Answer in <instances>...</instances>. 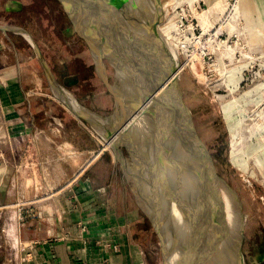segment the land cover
<instances>
[{
	"label": "rangeland",
	"instance_id": "rangeland-1",
	"mask_svg": "<svg viewBox=\"0 0 264 264\" xmlns=\"http://www.w3.org/2000/svg\"><path fill=\"white\" fill-rule=\"evenodd\" d=\"M64 4L82 18L78 30L95 43V57L103 58V73L119 97L116 112L101 123L102 158L88 173L98 185L111 182L121 213L135 208L144 264H233V237L240 264H264V0ZM19 20L45 30L46 19ZM4 132L0 118V143ZM137 140L154 143L149 147L156 151L145 146V153ZM4 165L0 157V173ZM196 184L209 189L201 188L202 206L195 203L206 211L202 226L185 200L195 198ZM209 200L212 209L204 204ZM8 230L14 234L13 226Z\"/></svg>",
	"mask_w": 264,
	"mask_h": 264
},
{
	"label": "crops",
	"instance_id": "crops-1",
	"mask_svg": "<svg viewBox=\"0 0 264 264\" xmlns=\"http://www.w3.org/2000/svg\"><path fill=\"white\" fill-rule=\"evenodd\" d=\"M39 17L43 32L19 20ZM102 59L60 0H0L2 264H144L135 208L121 213L111 182L88 173L102 158V120L119 105ZM56 85L91 115L69 108Z\"/></svg>",
	"mask_w": 264,
	"mask_h": 264
},
{
	"label": "bare ground",
	"instance_id": "bare-ground-1",
	"mask_svg": "<svg viewBox=\"0 0 264 264\" xmlns=\"http://www.w3.org/2000/svg\"><path fill=\"white\" fill-rule=\"evenodd\" d=\"M62 1H64L65 3H67V0H62ZM114 1V0H113ZM129 1V0H128ZM69 2V1H68ZM132 3V2H131ZM134 5V4H133ZM130 6V5H129ZM154 9V8H153ZM134 10V9H133ZM132 10V11H133ZM136 13V12H135ZM136 15V14H135ZM132 16V15H131ZM142 16V15H141ZM139 17V16H138ZM167 35V34H166ZM172 36V35H171ZM169 37V36H168ZM156 39V38H155ZM157 40H158V38H157ZM160 40V39H159ZM168 40H170V39H168ZM170 42V41H169ZM154 43V42H153ZM163 43V42H162ZM161 43V44H162ZM159 44H160V42H159ZM173 45V44H172ZM154 46V45H153ZM152 46V48H154ZM149 53V52H148ZM173 53V52H172ZM157 54V53H156ZM166 54V53H165ZM169 54V53H168ZM154 55V54H153ZM171 55V57H170V59L172 58V57H175V55H172V54H170ZM149 57V56H148ZM167 58V57H166ZM176 59V58H175ZM156 60V59H155ZM173 60V59H172ZM155 62V61H154ZM173 63V62H172ZM174 63H176V61H174ZM172 65V64H171ZM174 66V65H173ZM169 69H171V68H169ZM174 69V68H173ZM177 69V71H178V73H179V67H177L176 68ZM172 70V69H171ZM131 71V70H130ZM148 71V70H147ZM176 85V84H175ZM61 87V86H60ZM59 88V86L58 85H56L55 86V90H56V94H57V96L59 97V98H61L60 100L61 101H63L67 106H69V108H72V110L74 111V112H76V113H78V114H80V115H83V116H90L91 114L89 113V112H87L85 109H83L81 106H79L78 105V103L77 102H75V100L73 99V97L68 93V92H64L65 90L63 89V88H61L63 91L62 92H60L61 91V89L59 90L58 89ZM129 91V90H128ZM134 94V93H133ZM132 94V95H133ZM148 94V93H147ZM134 96V95H133ZM132 99H135V98H132ZM128 104V103H127ZM154 109V108H153ZM93 115V114H92ZM95 115V114H94ZM154 121V120H153ZM138 136V135H137ZM138 140H139V138H137ZM137 140V144L140 146L139 148H142L143 147V151H145V153H146V149H147V151H148V149H149V151L148 152H154V151H156L155 149H153V150H151L152 148H153V145H154V143H153V145H152V143H150V142H148L147 144H145L144 145V143H142V141L140 142V141H138ZM154 141V140H153ZM123 142V141H122ZM149 143L152 145V147H151V149H150V147H149ZM145 146L147 147L146 149H145ZM156 146H157V144H156ZM155 146V147H156ZM162 147V146H161ZM138 147L136 146V149H137ZM163 149H165V148H163ZM162 151V150H161ZM166 151V150H165ZM184 151V150H183ZM182 158H184V157H182ZM186 158H187V156H186ZM180 159V158H179ZM146 160H147V156H146ZM183 160V159H182ZM184 161V160H183ZM181 162V161H180ZM186 162V161H185ZM184 162V164H186ZM180 164V163H179ZM237 166H239L240 168H242L241 167V165L240 164H236ZM181 166V165H180ZM183 167H185L184 165H183ZM187 167H188V164H187ZM172 169V168H171ZM188 169V168H187ZM150 170H151V168H150ZM181 170V169H180ZM163 171H167V170H163ZM134 172H135V170H134ZM137 173V172H136ZM150 173V172H149ZM146 174V173H145ZM189 174V173H188ZM167 175V174H166ZM187 175V174H186ZM159 176H160V174H159ZM158 176V178H160L159 179V181L157 182V185H160V186H162V184H163V180L161 181V177H159ZM163 176V175H162ZM184 176H185V174H184ZM149 177V174L147 173V177L146 178H148ZM188 177V176H187ZM191 177V176H190ZM189 177V178H190ZM164 178V177H163ZM162 178V179H163ZM185 180H186V177H185ZM184 180V181H185ZM187 181V180H186ZM192 182H194V181H192ZM190 183H191V181H190ZM153 183L151 182V185H152ZM190 185V184H189ZM192 185V184H191ZM187 186V185H186ZM193 187V186H192ZM221 187H223V186H221ZM152 188H153V185H152ZM156 190H157V188H155ZM162 188L160 187V190H161ZM186 189V188H185ZM194 189V188H193ZM224 189V188H223ZM191 190V189H190ZM164 191H166V190H164ZM164 191H163V193H164ZM200 191H202V190H198V192H197V190H196V192H195V195L196 196H194L195 198H196V200H195V198L194 199H192L191 198V201H189L187 198L185 199L186 200V205H188L189 206V204H190V207H187V209L189 210V211H192L191 213H194V215H195V218H194V220H196L197 221V223L199 222V224L201 225V223L200 222H202L203 220L205 221V223L208 221V220H205L206 218H207V216H206V211L205 212H203L201 209H200V207H197V205H195V203H196V201H197V204L198 203H200L201 204V200L202 201H204L203 199H200L201 198V195L200 194H202V192H200ZM149 192V191H148ZM157 192V191H156ZM161 192V191H160ZM191 192H192V190H191ZM158 193V192H157ZM166 193V192H165ZM190 193V192H189ZM158 195V194H157ZM198 195H200V196H198ZM226 196V195H225ZM208 197V196H207ZM199 198V200H197ZM205 200H207V199H205ZM200 201V202H199ZM213 202V201H212ZM142 203V202H141ZM203 203V202H202ZM217 203V202H216ZM204 204H206L207 205V208L206 209H208V207L210 208V209H212L213 207L212 206H210V205H212L211 203H210V200H209V203H208V201H205V203ZM215 204V202L213 203V205ZM216 205H218V203L216 204ZM144 206V205H143ZM201 206H202V204H201ZM206 207V206H205ZM204 207V208H205ZM212 207V208H211ZM217 207H219V206H217ZM221 207V206H220ZM145 208V207H144ZM203 208V207H202ZM155 209V208H154ZM205 209V210H206ZM209 209V210H210ZM215 209V208H214ZM223 209V208H222ZM204 210V209H203ZM149 211V210H148ZM188 212V211H187ZM208 212H211V211H208ZM222 212H224L223 210H222ZM155 214V213H154ZM189 214V213H188ZM220 214H221V212H220ZM187 215V214H186ZM193 216V215H192ZM219 222V221H218ZM219 223H221V222H219ZM223 223V222H222ZM230 225H231V218L229 217V219H228V228H229V230L231 231V227H230ZM202 226V225H201ZM221 227V226H220ZM219 227V228H220ZM198 228H200V227H198ZM223 232V231H222ZM220 233V239H221V235L223 234V233ZM163 234H164V232H163ZM214 235V234H213ZM217 235V234H216ZM198 236H201V234H199ZM214 238H215V236H214ZM164 239V238H163ZM199 239H201V238H199ZM217 239H219V237L217 238ZM222 239H223V237H222ZM222 239H221V241H222ZM198 240V239H197ZM226 240V239H225ZM232 253L234 254V261H233V264H240V262H239V256H238V251H237V247H236V241H235V238L233 237L232 239ZM213 241V240H212ZM220 241V242H221ZM217 242V241H216ZM223 242V241H222ZM221 242V243H222ZM225 242V241H224ZM167 244V243H166ZM169 245V244H168ZM226 245V244H225ZM171 248V247H170ZM230 253V252H229ZM189 255V254H188ZM187 256V255H186ZM172 257V256H171ZM197 258V257H196ZM174 260V259H173ZM170 261V260H169ZM196 262V261H195ZM173 264V263H172Z\"/></svg>",
	"mask_w": 264,
	"mask_h": 264
},
{
	"label": "flooded vegetation",
	"instance_id": "flooded-vegetation-1",
	"mask_svg": "<svg viewBox=\"0 0 264 264\" xmlns=\"http://www.w3.org/2000/svg\"><path fill=\"white\" fill-rule=\"evenodd\" d=\"M81 37L85 40V42H86V44H88V42L86 41V39L84 38V35L82 34L81 35ZM89 45V44H88ZM179 117V116H178ZM190 118H191V115H190ZM191 122H192V120H191ZM182 125V124H181ZM192 126H193V130H194V132H195V135H196V137H197V139H198V141H199V144H200V148H201V150H202V154H204V156H206L205 155V151H204V149H203V147H202V145H201V142H200V138L198 137V135H197V132L195 131V129H194V125H193V122H192ZM182 127L183 128H181V127H179L180 129H184V126L182 125ZM181 136V135H180ZM181 143H183L184 145H186V143H188L187 141H186V139L184 138V136H182L181 137ZM194 159H195V162H197L196 163V173H198V171H199V166H200V164H199V159H198V157H197V154L194 152ZM217 177V176H216ZM221 181H223L222 179H220ZM223 183L226 185V183L223 181ZM195 186H198V187H196V189H195V192H196V190H197V192H198V190L200 189V190H202V189H204L205 190V193L206 192H208L209 191V189H208V187H206V189H205V187L204 186H200L201 188H199V185H195ZM226 187L228 188V190H230L231 191V189L229 188V186L228 185H226ZM198 188V189H197ZM202 192H203V190H202ZM207 194V193H206ZM237 197V196H236ZM206 199V198H205ZM238 201H239V199H238ZM240 204V203H239ZM240 210H241V208H240ZM236 211H237V203H235V206H234V208L232 209V211H231V214H230V218L236 213ZM242 212V211H241Z\"/></svg>",
	"mask_w": 264,
	"mask_h": 264
},
{
	"label": "water",
	"instance_id": "water-1",
	"mask_svg": "<svg viewBox=\"0 0 264 264\" xmlns=\"http://www.w3.org/2000/svg\"><path fill=\"white\" fill-rule=\"evenodd\" d=\"M77 1H80V0H77ZM60 2H61V4L63 5V7L65 8V10H66V12L68 13V15L70 16V18L72 19V22L74 23V25H75V27H76V29H77V31L79 32V34H81V32L78 30V22H79V19L81 20L82 18H79V17H76V18H78V19H75L74 18V15L75 16H77V14L74 12V11H72V9H70V8H68V7H66L65 6V4H64V2L62 1V0H60ZM78 14H81L82 15V13L80 12V13H78ZM153 29H155L156 30V28L155 27H153ZM82 35V34H81ZM84 38L86 39V41L88 42V44L90 45V47H91V49L94 51L95 49V43H91V41L89 40V39H87L85 36H84ZM103 73V72H102ZM103 75V79H104V81H106V84H107V86H108V88L110 89V90H112V86H110V84L108 83V78H107V75H106V73H103L102 74ZM158 87H159V85H158ZM157 90V89H156ZM115 97H116V100L117 101H119V97H118V95L115 93ZM177 97V96H176ZM178 98V97H177ZM118 129V128H117ZM118 131V130H117ZM120 132V131H119ZM155 225V224H154ZM155 228H157V226L155 225Z\"/></svg>",
	"mask_w": 264,
	"mask_h": 264
},
{
	"label": "built area",
	"instance_id": "built-area-1",
	"mask_svg": "<svg viewBox=\"0 0 264 264\" xmlns=\"http://www.w3.org/2000/svg\"><path fill=\"white\" fill-rule=\"evenodd\" d=\"M83 229H84V227H83ZM116 248V247H115Z\"/></svg>",
	"mask_w": 264,
	"mask_h": 264
}]
</instances>
